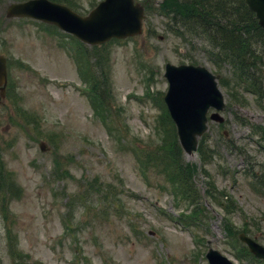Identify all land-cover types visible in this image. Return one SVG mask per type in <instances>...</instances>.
Instances as JSON below:
<instances>
[{
    "label": "rangeland",
    "instance_id": "1",
    "mask_svg": "<svg viewBox=\"0 0 264 264\" xmlns=\"http://www.w3.org/2000/svg\"><path fill=\"white\" fill-rule=\"evenodd\" d=\"M14 1L0 0V53L9 59L12 80L8 97L0 100V173L6 178L0 183V264H207L208 244L237 264H260L228 243L215 202H204L210 212L204 226L177 220L187 205L174 200L158 171L142 172L131 151L152 152L159 143L160 107L152 99L162 100L167 88V61H192L224 75L227 85L218 84L226 102L223 125L209 122L206 132L219 157L206 169L241 208L233 222L251 226L247 235L264 248V136L251 126L264 127V103L247 91L233 94V73L240 71L219 56L218 41L189 31L192 42L185 44L150 9L141 33L85 45L91 73L109 106L114 128L109 131L94 116L76 63L57 35L34 19L5 16ZM98 1L64 0L82 15ZM160 1L145 0L150 8ZM146 90L151 94L143 97ZM231 100L239 103L229 106ZM181 156L184 162L201 160L197 152L189 156L181 150ZM56 166H62L61 175ZM88 181L100 191L107 183L115 188L108 197L113 204L105 201L112 206L88 195L90 185L83 184ZM195 181L204 194L201 176ZM78 192L85 197L82 204L74 199Z\"/></svg>",
    "mask_w": 264,
    "mask_h": 264
},
{
    "label": "trees",
    "instance_id": "2",
    "mask_svg": "<svg viewBox=\"0 0 264 264\" xmlns=\"http://www.w3.org/2000/svg\"><path fill=\"white\" fill-rule=\"evenodd\" d=\"M149 7L147 5V8ZM155 10L158 14L165 16L168 30L181 36L187 44L192 42L187 35L189 31L191 33L201 32L211 37L208 40L218 41L221 51V53L218 51L219 56L223 61L229 62L230 67H236L240 71L234 74L232 70L233 75L238 79H236L237 84L251 91L254 96L264 102V30L258 24L254 13L248 9L245 0H161ZM191 25H193L192 28ZM210 32L214 35H210ZM222 53H229V55ZM221 82L225 84L228 81L223 77ZM92 87L105 101L104 95L99 91L101 85L93 73ZM257 130L264 135V127L258 126ZM165 143L167 144L159 145L161 152L153 156V160L159 161L154 163L148 160L145 162L146 166L152 165L173 188L177 186L182 201L185 199L195 204V201H199L201 195H204L220 204L223 208L221 224L225 235L235 237L238 230L240 232L249 231L247 225L241 226L240 229L236 228L233 215L240 210L236 201L226 191L216 189L213 180L209 178L208 170L204 169L205 165L213 161L216 155L219 156L216 147L209 144L206 139L200 142L198 153L201 164L198 166L195 163L184 162L174 130H172L171 138ZM199 173H202L206 180L204 194H201L193 181ZM5 181V176L0 173V183ZM109 185H107V190L102 191L103 194H99L100 196L105 197L107 191L112 192V186L109 187ZM172 192L178 194L173 189ZM201 212L197 209L185 215L192 223H195L201 220Z\"/></svg>",
    "mask_w": 264,
    "mask_h": 264
},
{
    "label": "water",
    "instance_id": "3",
    "mask_svg": "<svg viewBox=\"0 0 264 264\" xmlns=\"http://www.w3.org/2000/svg\"><path fill=\"white\" fill-rule=\"evenodd\" d=\"M250 10L255 11L258 21L264 29V0H246ZM8 16L27 15L49 22H55L60 28L76 34L80 39L90 43L108 40L110 36L122 37L138 33L142 7L133 0H103L91 10L86 17H81L62 6L47 0H29L12 3L7 7ZM165 74L169 86L164 96L169 113L175 125L180 145L185 152L192 154L197 139L207 128L206 111L209 107L222 109V96L216 88L214 76L202 66L169 62L165 65ZM6 80L5 59L0 56V83ZM2 91L4 90L3 87ZM3 94V93H2ZM213 120L222 121L217 112L211 114ZM43 147V144H41ZM250 251L264 258V248L244 234H240ZM210 264H233L217 250L210 248L206 254Z\"/></svg>",
    "mask_w": 264,
    "mask_h": 264
}]
</instances>
